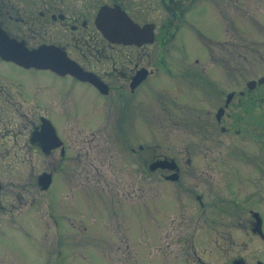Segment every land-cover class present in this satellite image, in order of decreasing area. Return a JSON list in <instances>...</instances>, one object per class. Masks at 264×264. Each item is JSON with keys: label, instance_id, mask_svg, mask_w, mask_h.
Here are the masks:
<instances>
[{"label": "rangeland", "instance_id": "rangeland-1", "mask_svg": "<svg viewBox=\"0 0 264 264\" xmlns=\"http://www.w3.org/2000/svg\"><path fill=\"white\" fill-rule=\"evenodd\" d=\"M210 2L198 3L187 15L196 23L198 39L187 26L180 31V39L188 42V59H179L177 52L169 58L172 64L180 62L178 70L203 68L201 73L218 90L213 96L192 91L185 82L189 74L180 71L177 79L188 85L187 92L169 90L174 99L168 103L159 85L163 74L151 76L143 85L149 95L134 100L122 117L134 153L126 145L125 132L113 136L107 116L84 120L79 110L88 112L90 107L77 96L79 86L65 82V89L76 96L74 105L54 74L1 64L21 80L28 110L43 113L47 105L67 136L94 130L97 140L92 146L101 156L95 157L92 148L88 157L93 162H88L83 149H72L56 169L61 162L42 161L52 157L0 145V213L17 212L9 216L22 223H6L0 230V264H228L235 258L264 262V236L250 229V220L256 223L252 208L264 220V81L246 89V80L264 76V0H244L243 5L223 0L215 11ZM218 8L229 10L223 36ZM221 37L226 38V49ZM36 85L44 89L38 98L31 92ZM239 87L247 92L245 98L238 97ZM230 89L235 95L221 116L220 123L227 127L223 131L215 112ZM98 104L109 108V102ZM4 122L23 137L10 115L0 126ZM79 153L82 160L75 157ZM163 155L168 163L177 160L181 165L180 178L172 168L168 180L161 177V166L148 168ZM45 171H56L48 189L37 181ZM262 228L264 232V222ZM27 229L33 236L26 235ZM8 231L15 239L5 238Z\"/></svg>", "mask_w": 264, "mask_h": 264}, {"label": "flooded vegetation", "instance_id": "flooded-vegetation-1", "mask_svg": "<svg viewBox=\"0 0 264 264\" xmlns=\"http://www.w3.org/2000/svg\"><path fill=\"white\" fill-rule=\"evenodd\" d=\"M203 1L208 0H0V121H4L10 115L13 123L17 124L18 133L23 134V137L18 138L14 128L6 126L4 122V126H0V145H4L7 150L25 148L35 156L41 157V154H44L46 157H52L42 159L43 162H64L70 157L69 151L72 149L79 151L83 149L88 162H93L88 157L92 148L97 151L95 157L101 156L97 148L92 146L97 140L94 130L91 129L89 132L78 130L67 136L52 118L47 105L44 106L43 113L36 114L28 110L22 100V94L26 93L21 80L11 77L6 70H3L1 64L4 63L22 71L36 70V72L54 74L57 83L59 80L63 82L61 87L62 92H67L66 98L74 99V105L76 96L71 88L65 89V82L71 87L79 86L77 96L82 98L87 108L90 107L88 112L83 111L84 109L79 110L82 116H85L84 120L107 116L112 124L110 129L113 130V136L118 131L125 132L128 136L126 145L134 153L133 146L129 145L130 130L127 129L122 117L126 114L127 108L134 104V100L149 95L143 89L145 87L143 85L151 76L163 74L162 84L159 85L167 96L171 92L169 90L175 93L187 92L188 85L182 84L177 79L180 71L189 74L190 78L185 82L189 83L190 90L209 91L210 96L218 90L213 81L208 80L211 78L206 79L201 73L203 68L178 70L180 62L173 61L175 64H172L169 58V53L175 57L177 52L179 59L181 57L188 59L185 57L187 55L185 53L188 52L187 46L184 47L188 42L186 39L181 40L179 34L181 29L187 26L189 32L198 39L194 30L196 23L188 21L187 15ZM220 1L223 0H211L210 4L214 11ZM239 4L243 5L244 0H239ZM216 12L223 21L221 25L223 36L224 32L226 34L228 32L224 25L226 24L227 27L229 25V10L222 12L218 8ZM216 16L219 18L218 15ZM198 29L201 34V28ZM220 41L221 44L225 43L223 49H226V38ZM202 44V48H205V44ZM197 57L194 58L195 61L198 60ZM223 64L226 65L224 61ZM59 69L61 71H58ZM250 80H246V89H252L257 84L254 80ZM43 90L42 86L36 85L31 92L38 98L37 95L39 96ZM237 92L239 98H245L247 95L245 89L241 87ZM234 95V89L226 90L224 96L220 97V104L215 112L216 120L223 131L227 127L220 123L221 116ZM173 99L174 97L168 96V103H172ZM50 100L52 98L48 99ZM99 102H109V108L100 106ZM238 103L241 106V103ZM69 107V111H75ZM140 112L141 110L138 111ZM45 118L55 126L58 140L53 137ZM4 135L8 139L5 137L1 142ZM111 140L117 141L113 137ZM55 141H58L56 145H54ZM138 146L144 148L140 142ZM57 151H59L58 160L55 158ZM81 156L82 153H79L75 157L82 160ZM166 156L153 159L148 163V168L155 170L161 166L158 170L165 180H168L165 176L171 171L168 168H172L177 174L179 172L178 178H180L181 165L176 159V162L168 163L163 159ZM187 160L190 162L191 158ZM96 161L101 160L95 158ZM144 162H148L147 159H144ZM55 166L57 169L60 163ZM50 172L54 177L56 171ZM41 180L42 176H37V181L41 182ZM52 182L45 189H48ZM2 196L3 186L0 183V210L4 209ZM199 202L204 206V202ZM16 213H3V215L0 213V230L6 223L22 225L9 216ZM31 217L33 218V214ZM263 222L262 216V225ZM251 225L253 226V223L250 220L252 231ZM26 235L33 236L29 230ZM14 237L9 232L5 238ZM237 260L235 258L228 264H239ZM242 262L249 264L247 260Z\"/></svg>", "mask_w": 264, "mask_h": 264}, {"label": "water", "instance_id": "water-1", "mask_svg": "<svg viewBox=\"0 0 264 264\" xmlns=\"http://www.w3.org/2000/svg\"><path fill=\"white\" fill-rule=\"evenodd\" d=\"M60 52V51H59ZM57 54V53H56ZM56 65V64H55ZM58 71H61L60 69ZM261 80V79H259ZM221 110V109H220ZM156 162V161H155ZM157 162H160V161H157ZM44 177V179L47 180L48 177H50V173H44L42 175ZM258 212L254 211L253 212V215L256 216V226L254 225V227L252 228L253 231H257L260 235H263V232L261 230V226H260V222H261V217L257 215ZM239 262V264H243L242 260L241 259H238L237 260ZM258 264H264L263 262L259 261Z\"/></svg>", "mask_w": 264, "mask_h": 264}]
</instances>
